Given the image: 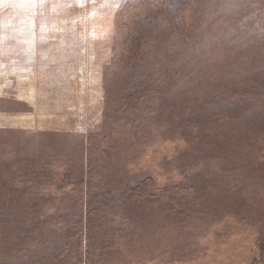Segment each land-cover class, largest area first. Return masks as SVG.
Listing matches in <instances>:
<instances>
[{"label":"rangeland","instance_id":"obj_1","mask_svg":"<svg viewBox=\"0 0 264 264\" xmlns=\"http://www.w3.org/2000/svg\"><path fill=\"white\" fill-rule=\"evenodd\" d=\"M166 1L0 0V264L264 257V0H177L131 62Z\"/></svg>","mask_w":264,"mask_h":264},{"label":"trees","instance_id":"obj_2","mask_svg":"<svg viewBox=\"0 0 264 264\" xmlns=\"http://www.w3.org/2000/svg\"><path fill=\"white\" fill-rule=\"evenodd\" d=\"M180 3L181 1H177V0H167L166 2H162V3L157 2L153 4L151 9L149 10V13L143 19H141L139 23V28L134 31L133 42L132 41L129 42V45H128V47H130L129 54H131L129 55V58L131 59V62L135 61L137 57L138 58L136 61L142 58L141 55L138 54L139 48H141V46L143 47L145 44L155 43L159 37V34H163L165 31H169V29H171L170 25H171L173 18H176L177 16V18L179 19V10L181 9ZM161 8L164 9L163 10L164 13L163 12L158 13L159 11H161L160 10ZM175 22H178V21H175ZM145 59H142L141 61ZM133 72L137 73V70H134ZM214 115H217V114H214ZM78 169H80L78 171V174L80 176V179H78V181L84 182L82 180V175H83V179L85 175L84 168L80 167ZM74 172L75 170L72 171V173ZM124 193H129V192H124ZM98 202H102V208L91 207V210L99 209L102 211L108 208L113 209L115 207L116 208H119L120 206L123 207L126 204V203L122 204L120 200H114V199H109V198H103V200L99 199ZM91 203H92V200H91ZM84 215L86 216V212ZM78 239H75V240H78ZM262 262H264L263 256H261V259H259L253 264H260Z\"/></svg>","mask_w":264,"mask_h":264},{"label":"crops","instance_id":"obj_3","mask_svg":"<svg viewBox=\"0 0 264 264\" xmlns=\"http://www.w3.org/2000/svg\"><path fill=\"white\" fill-rule=\"evenodd\" d=\"M9 37V36H8ZM7 37V39H8ZM10 37H12L13 39H15L14 43H7V42H1L0 43V53L6 54V50H7V54L9 52H15L13 54V56H19L20 54L24 57V53L26 51V46H25V42H26V33H17L14 35H10ZM10 39V38H9ZM21 52V53H20ZM26 60L25 58H20L17 59V67H21V66H25ZM24 118L27 116H23Z\"/></svg>","mask_w":264,"mask_h":264}]
</instances>
